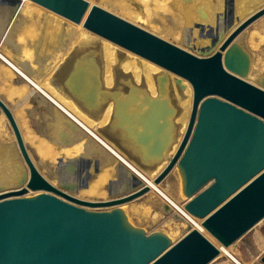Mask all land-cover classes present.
<instances>
[{"label":"water","instance_id":"95a60500","mask_svg":"<svg viewBox=\"0 0 264 264\" xmlns=\"http://www.w3.org/2000/svg\"><path fill=\"white\" fill-rule=\"evenodd\" d=\"M8 1L0 0L14 12L19 0ZM30 1L73 23L82 21L89 32L161 68L153 75L155 96L144 83L136 84L130 74L118 69L112 86L105 87L100 52L95 47L75 48L56 74L62 91L89 117L98 119L112 103L108 123L99 131L140 168L149 171L168 161L154 183L176 168L186 199L182 206L202 219L206 236L187 227L173 241L163 230L134 226L121 206L149 187L131 174L130 183L116 187L120 166L113 172L115 181L107 185L112 198L89 201L70 195L78 186L85 187L82 181L87 177L95 179L99 170L112 168L97 159L101 147L92 137L61 113L56 126L49 121L45 137L50 147L71 148L84 141L80 153H86L88 161L84 167L58 159L54 168L60 169L65 161L68 175L74 178L76 172L79 183L75 187L57 178L56 186L51 184L33 164L11 110L0 99V111L19 154L13 158L15 179L0 186V264H211L219 249L209 238L227 247L264 218V74L256 84L248 81L252 56L239 37L264 14V5L253 12L249 7L236 26V19L228 20L218 34L209 36L210 43L197 41V46L206 47L193 46L206 55L203 59L87 0ZM202 7L195 11L206 21L208 12ZM207 23L206 30L214 26ZM202 24L200 28L205 27ZM169 74L178 77L174 82L179 89H184L180 79L191 88L182 135L175 122L180 108L171 95ZM29 103L44 119L43 107L36 100ZM174 144L177 148L169 158ZM174 219L180 220L177 215ZM255 264H264V253Z\"/></svg>","mask_w":264,"mask_h":264},{"label":"rangeland","instance_id":"374dc122","mask_svg":"<svg viewBox=\"0 0 264 264\" xmlns=\"http://www.w3.org/2000/svg\"><path fill=\"white\" fill-rule=\"evenodd\" d=\"M4 1L9 2L8 0ZM88 1L200 57H206L205 54L197 53V49L194 50L193 47H199L197 46V41H205L203 37L205 36V31L207 32L211 30V28L214 30L222 27L223 29V25L228 20L232 21L233 19L237 21L235 23L236 26V24L242 20L241 16L238 15L240 12L244 11L243 16L245 18L248 8L252 7V10L249 9L248 11H255L257 9L255 7L263 0H255L253 2H251V0H232V3H229V5L226 4L227 0ZM237 3H241L242 5H240L242 7L238 9ZM201 6L208 12L207 14L205 13L206 21L202 20L195 11ZM246 6L247 8L244 9ZM234 9H238L239 13L236 11L233 12ZM224 13H227L226 20L223 19ZM48 14L49 18L46 21L47 28L40 33V25L45 22L44 16ZM187 14L191 17L193 25H191L192 23H186L185 17H187ZM65 21L64 18L43 9L29 0H24L23 2L19 0L18 7L14 12L13 10L11 12L10 6L0 2V98L7 104L9 109H11L17 125L21 130L28 153L37 170L45 179L55 186L57 184L56 176H58L60 183L72 184L76 187L79 183H77L78 178L75 179V177L73 178L68 175L69 173L64 167L65 161L67 163L70 162L73 166L85 162V165L82 166L87 167L86 161H88V155L84 152L80 153V146H82L84 141L74 144L71 148L59 147L55 149L54 147H50L48 138L45 137V134H47L46 131L51 126V122L49 121H53L56 126L59 121V114L61 113L64 116L66 115V117L71 119L85 132L88 133V131H90V133H88L89 136L101 147V150L96 153L97 159L104 164L110 165L112 169L99 170L95 179L87 177L82 181L86 183L87 186L85 185L84 188L78 186L77 191L75 190L68 193L83 200L103 201L112 198L111 195L107 193V185L110 181H115L113 172L116 168L119 170V166L122 169L119 170V178L115 183L116 187L121 188V184L124 186L128 181H131L128 177L129 174L136 176L142 183L144 182L139 175L132 172L130 167H128L130 164L127 159L116 150L112 144L96 133V131H99V128L89 121L85 123L83 119L75 115L71 107L69 106L70 109L68 108L67 102L63 101V99L46 83L50 75L58 70L56 67L64 57H61L60 50L53 45L50 39L52 30L56 25H62ZM202 23L212 24L214 26L206 30V24L204 25L205 27H203L204 29L200 28V26L203 25ZM239 37L242 38L246 49L252 56L251 75L249 74L248 81L256 84L257 78L264 74V14L251 22L240 33ZM189 38H191V42H188ZM116 47L115 55L117 53L125 54L126 50L119 46ZM199 48L203 50L202 47ZM71 52L72 50L70 53ZM122 59L132 61V59L126 57V54ZM25 60H31L30 64L24 62ZM36 63H39V65ZM134 65L140 68L138 59L135 60ZM29 70L33 71L31 72ZM47 70H49V73L39 82L38 80ZM34 87L37 90H34ZM29 100H31V102L36 100L37 104L43 107L42 113L44 119H41L39 113L31 107ZM54 135L56 137V134ZM55 140L57 141V137ZM99 141H101L102 144ZM58 142L60 143L61 141ZM14 144L15 142L11 129L0 111V145L6 146L5 150L9 146L12 148L11 151H9L10 149L5 151L9 159L6 161L4 160L3 163H8V169H11V173L16 175L15 161L13 158L19 154L16 148H14ZM30 152L34 154V158ZM112 153H116L122 161ZM80 155L81 159H78ZM3 157L4 152L0 154L1 162ZM64 158L65 161L63 163L61 162L63 166H61L60 169L54 168L57 164V160H62ZM80 160L81 162H77ZM175 169L174 167L169 174L155 185L157 186V190L150 193L146 192L142 196L121 206L129 221L134 226L144 228L147 231L163 230L173 241L180 238L187 227L197 229L204 234L203 228L201 227L202 221H199V218L193 217V219L184 221L183 215L171 205L172 202L185 211L182 204L186 199L181 193L180 179ZM87 171L90 172L89 169ZM87 171L86 174L88 173ZM73 174H75L73 176H76V172ZM82 174L81 176H87L85 173ZM149 186L152 188L154 185L149 183ZM149 191H151V189ZM30 194H33V192H29V195ZM163 206H167L169 211H165ZM98 208L92 210H99ZM174 215L181 218L180 220L184 222V227L176 224L179 223L180 220L174 219ZM166 222H170L171 227L174 228L171 235L164 226ZM218 249L219 254L211 264H225L227 262L233 264L258 263L260 257L264 253V218L231 244L230 248L224 246L220 247L219 245Z\"/></svg>","mask_w":264,"mask_h":264},{"label":"bare ground","instance_id":"6f19581e","mask_svg":"<svg viewBox=\"0 0 264 264\" xmlns=\"http://www.w3.org/2000/svg\"><path fill=\"white\" fill-rule=\"evenodd\" d=\"M24 0H20V2H23ZM30 1V0H29ZM88 1V0H87ZM255 0H251V2H253ZM260 1V0H258ZM32 2V1H31ZM90 4H94L91 3L90 1H88ZM34 3V2H33ZM36 4V3H35ZM37 5V4H36ZM264 5V0L262 2H260V4L258 6H256L255 8H260L259 6H263ZM39 6V5H38ZM41 7V6H40ZM236 7V6H235ZM43 8V7H42ZM246 7H244V9H246ZM45 9V8H43ZM104 9V8H103ZM239 9V8H238ZM238 9H234V12L237 11ZM47 10V9H46ZM49 11V10H48ZM52 12V11H50ZM243 12H240L238 15L241 16L242 20L244 19L243 16ZM53 13V12H52ZM56 14V13H54ZM57 15V14H56ZM59 16V15H58ZM238 16V17H240ZM45 22L42 23V25H40L41 29H40V33H42L44 31L45 28H47V19L49 18V14L45 15ZM62 17V16H60ZM63 18V17H62ZM186 19V23H192L191 25H193V21L191 19V17L187 14V17H185ZM65 19V18H64ZM66 21L61 24L56 25V27L52 30V35L50 37L52 43L54 46H56L59 50H60V54L61 57H63L62 61L60 62V64L56 67V68H61L63 67V65L65 64V61L67 59V56L70 54V51L74 50L75 48H86V47H95L99 49L100 52V60L102 63V67H103V82L105 87H111L113 84V74L114 71L116 69L120 70L122 73H128L130 74V76L132 77L133 81L136 84H139L140 82L144 83L145 86L147 87V90L149 91L151 96H155L156 94V89L154 86V82H153V75L157 74L159 72H161V68H159L158 66L154 65L153 63L143 59V58H139V56L129 52L126 50L125 54L126 57L132 59V61L129 60H124L122 59L123 57H125V54H120L117 53L115 55V49L117 48L113 43L102 39L100 37H98L97 35L89 32L88 30H86L85 28H83L82 26V21L80 23H73L68 19H65ZM195 22V21H194ZM189 27V26H187ZM192 27V26H191ZM193 29V27H192ZM204 29V28H203ZM218 29V28H217ZM214 29L212 32V29L207 31L208 32V36L206 35L205 38L206 42L210 43V37L212 36V34L215 32L216 34H218L222 27L219 28L218 30ZM207 34V33H206ZM182 36V35H181ZM210 36V37H209ZM240 36V35H239ZM192 37V36H191ZM185 38V37H184ZM186 40V39H185ZM191 40V38H189L188 42ZM258 40V39H257ZM191 42V41H190ZM62 46V47H61ZM199 46V45H198ZM16 47V46H15ZM200 47V46H199ZM203 48H206L205 46H203ZM17 53V52H16ZM117 57V58H116ZM203 59H206L207 57H201ZM138 59V62L140 64V68L137 67V65H134L135 60ZM24 62L30 64L31 60H25ZM37 64V63H36ZM39 65V63L37 64ZM14 68V67H12ZM29 71H33V70H29ZM36 71V70H35ZM60 71V70H59ZM49 73V70H47L44 75L38 80L39 82L41 81V79L45 78L46 75ZM57 72H55L54 74L52 73L50 75V77L46 80V83L49 87H51L53 89V91L58 94L63 101L67 102V106L68 108L74 111L75 115H77L80 119H83L85 121V123L88 121L93 124L96 125V127L100 128L105 126L108 123L109 117H110V113H111V106L112 103L109 102L108 105L106 106V108L103 110V113L101 114V116L98 119H93L91 117H89L86 113H84L77 105L76 103L69 97L67 96L61 89V85H60V77L56 74ZM20 74V73H19ZM251 75V72L249 73ZM169 77L171 79V94L173 97V101L176 103V105L179 106L180 108V112L178 114V116L175 119V122L177 124H179V131H180V135L183 134L185 128H186V124H187V120H188V116H189V112H190V106H191V98H192V93H191V88L189 83H187L185 80L180 79L181 80V84L183 85L184 89L181 90L179 89V86L175 84V79H178L177 76H174L172 74H169ZM26 79V77H25ZM249 79V77H248ZM37 81V82H38ZM38 82V83H39ZM33 89V88H32ZM36 88L34 87V90ZM37 90V89H36ZM32 91V90H31ZM33 92V91H32ZM34 93V92H33ZM31 94V93H30ZM1 99V98H0ZM2 100V99H1ZM4 102V101H3ZM65 103V102H63ZM66 106V105H65ZM70 106V107H69ZM58 107V105H57ZM11 110V109H10ZM72 111V112H73ZM2 113V112H1ZM13 114V113H12ZM2 116L4 117L3 113ZM5 118V117H4ZM15 118V117H14ZM72 118V117H71ZM16 121V120H15ZM19 127V126H18ZM20 130V129H19ZM21 132V130H20ZM88 133H90V131H88ZM96 133L98 135H100L103 139H105L107 142H109L110 144H112V146L118 150L128 161V163L131 165H128V167H130L131 171L134 172L135 174L139 175V177L141 179H143V182L145 185H147L149 187V190L151 189V191H148V193L153 192L155 190H157V185L156 183L153 182L154 178L160 173V171L165 167V165L167 164V160L163 161L162 163H160L159 165H157L154 169L149 170V171H144L142 168H140L134 161H132L131 159H129V157H127V155L119 148L117 147V145L109 140L108 138H106L104 135H102V133H100V131H96ZM22 136V133H21ZM181 136H179L177 141H180ZM23 139V136H22ZM96 139V137H95ZM24 142V140H23ZM101 142V141H99ZM25 144V143H24ZM102 144V142H101ZM105 146V145H103ZM4 145L0 146V154L4 152V157L3 160L1 162L0 159V186L2 185H9L13 182V180L15 179L16 175L11 173V169L9 168V164L5 162V164L3 163V161L9 159V156L5 153V151L9 150V148H7L5 150ZM26 147V145H25ZM106 147V146H105ZM108 148V147H106ZM177 148V144H174L172 146L171 151L168 153V157L170 158L174 151ZM27 149V147H26ZM110 150V149H109ZM10 151V150H9ZM28 152V150H27ZM112 152V151H111ZM100 154V153H99ZM115 154L116 153H112ZM10 155V154H9ZM30 156V155H29ZM116 157H118V155H116ZM31 158V157H30ZM118 159H120V157H118ZM32 160V159H31ZM120 161H122V159H120ZM10 162V161H9ZM87 162V161H86ZM82 165H85V162H81ZM34 164V163H33ZM80 164V163H79ZM35 165V164H34ZM115 166V165H114ZM36 167V166H35ZM136 169H135V168ZM7 169V170H5ZM88 172V171H87ZM123 173V172H122ZM176 173V172H175ZM178 174V173H177ZM58 175V174H57ZM75 175V174H73ZM122 175V174H121ZM120 175V176H121ZM55 176V175H54ZM71 176V175H70ZM58 178V176H56ZM72 177V176H71ZM76 177V176H74ZM131 181H128V183H130ZM51 183V182H50ZM149 183H152L154 186H152V188H150ZM52 184V183H51ZM120 186H123V184H121ZM119 186V187H120ZM122 188V187H121ZM34 193V192H33ZM36 193V192H35ZM71 195V194H70ZM74 197V196H73ZM76 198V197H75ZM79 199V198H78ZM104 201V200H103ZM171 205L179 212L183 215L184 217V221H187V219H193L194 216L190 215L189 213H187L186 211H183L182 208L177 207L174 203L171 202ZM182 207V206H181ZM85 209H96V208H90V207H85ZM98 209H109V208H103V207H99ZM173 211V210H172ZM146 212V211H145ZM189 214V215H188ZM196 218V217H195ZM181 219V218H180ZM200 219V218H199ZM263 219V218H262ZM261 219V220H262ZM260 220V221H261ZM181 221V220H180ZM176 223L179 224L181 227H184V222H180ZM199 221H202V219H200ZM259 221V222H260ZM164 226L168 229V233L171 235L173 233L174 228L171 227V223H164ZM206 236V234H204ZM208 237V236H207ZM209 238V237H208ZM218 248L219 245L220 247L221 244L217 243L216 241L212 240L211 238H209ZM228 248L231 247V245L227 246ZM214 261V260H213Z\"/></svg>","mask_w":264,"mask_h":264}]
</instances>
